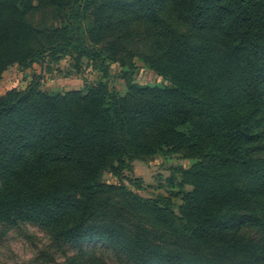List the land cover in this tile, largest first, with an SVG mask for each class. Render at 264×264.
<instances>
[{"label": "trees", "instance_id": "obj_1", "mask_svg": "<svg viewBox=\"0 0 264 264\" xmlns=\"http://www.w3.org/2000/svg\"><path fill=\"white\" fill-rule=\"evenodd\" d=\"M167 5L212 40L180 32ZM47 8L59 22L34 24ZM136 23L149 27V52L132 47ZM67 55L104 78L110 63L140 56L168 85L127 78L124 95L103 80L62 92L35 78L0 95V223L105 241L134 264H264V242L243 234L264 228V0H0V79L11 65ZM166 148L198 158L182 171L192 190L179 214L102 181ZM139 207L149 220L138 230L127 215Z\"/></svg>", "mask_w": 264, "mask_h": 264}, {"label": "rangeland", "instance_id": "obj_2", "mask_svg": "<svg viewBox=\"0 0 264 264\" xmlns=\"http://www.w3.org/2000/svg\"><path fill=\"white\" fill-rule=\"evenodd\" d=\"M163 14L182 33L195 41H211L208 32L199 30L181 21L170 6H164ZM36 25H51L59 22L56 11L50 8L39 9L30 15ZM132 35V47L137 53L149 52V27L136 23ZM110 74L107 78L95 69L87 59L77 61L71 55L60 60L47 57L44 63H34L29 67L18 64L9 66L0 79V95L12 88L24 89L35 78H39L40 87L45 91L85 90L99 81L108 82L110 88L118 94L127 92V78L141 85L166 86L168 81L150 68L140 56L134 58L133 64L122 66L110 63ZM260 151V149H259ZM264 155V148L261 149ZM198 161L197 157L186 152H174L164 149L150 157L135 160L132 166L124 170L121 177L111 171L103 172L102 181L108 184L124 185L134 195L146 199L157 200L159 206L169 202L171 209L179 214L183 203V194L192 190V186L183 183L182 171ZM125 196L116 193L113 201L116 207L122 208ZM139 214H138V213ZM131 210L127 216L133 229L146 227L149 210L139 207ZM148 213V215H147ZM156 215L150 220L163 233L164 227L158 226ZM177 222V220H175ZM135 227V228H134ZM149 227V226H148ZM150 228V227H149ZM152 229V228H151ZM247 239L264 242V228L252 227L243 230ZM160 237L156 239L161 243ZM173 240L172 242H175ZM176 242L181 243V240ZM192 250H199L192 247ZM0 264H134L130 257L119 248L105 241H85L73 244L57 239L41 226L23 222L16 225L0 223Z\"/></svg>", "mask_w": 264, "mask_h": 264}]
</instances>
